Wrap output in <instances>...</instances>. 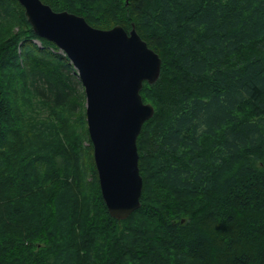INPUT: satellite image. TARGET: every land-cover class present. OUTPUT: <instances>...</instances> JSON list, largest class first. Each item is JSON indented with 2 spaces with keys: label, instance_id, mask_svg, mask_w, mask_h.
Wrapping results in <instances>:
<instances>
[{
  "label": "trees",
  "instance_id": "1",
  "mask_svg": "<svg viewBox=\"0 0 264 264\" xmlns=\"http://www.w3.org/2000/svg\"><path fill=\"white\" fill-rule=\"evenodd\" d=\"M40 1L161 60L140 207L109 216L76 71L0 0V264H264V0Z\"/></svg>",
  "mask_w": 264,
  "mask_h": 264
},
{
  "label": "water",
  "instance_id": "2",
  "mask_svg": "<svg viewBox=\"0 0 264 264\" xmlns=\"http://www.w3.org/2000/svg\"><path fill=\"white\" fill-rule=\"evenodd\" d=\"M16 1L34 35L54 44L76 70L101 198L109 216L123 221L140 207L136 140L154 113L143 103L140 90L144 82L157 81L161 60L134 25L129 32L121 26L101 30L40 0Z\"/></svg>",
  "mask_w": 264,
  "mask_h": 264
},
{
  "label": "rangeland",
  "instance_id": "3",
  "mask_svg": "<svg viewBox=\"0 0 264 264\" xmlns=\"http://www.w3.org/2000/svg\"><path fill=\"white\" fill-rule=\"evenodd\" d=\"M37 45H39V43L38 42H35ZM61 52V51H60ZM76 71V70H75ZM79 80V79H78Z\"/></svg>",
  "mask_w": 264,
  "mask_h": 264
}]
</instances>
